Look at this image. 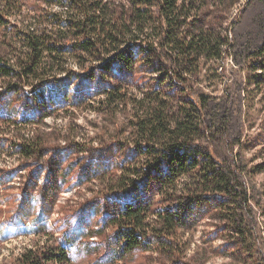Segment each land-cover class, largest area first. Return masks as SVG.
<instances>
[{"label":"trees","instance_id":"1","mask_svg":"<svg viewBox=\"0 0 264 264\" xmlns=\"http://www.w3.org/2000/svg\"><path fill=\"white\" fill-rule=\"evenodd\" d=\"M209 8L208 0H0V78L8 80V91L27 86L33 95L40 94L81 74L89 77V91L97 96L89 101L80 90L55 93L57 101L49 95L48 112L2 120L14 128L20 123L38 128L47 126L44 119L55 110L70 115L83 108L113 118V130L101 131L116 133L108 145L94 148L76 141L72 125L40 136L35 131L31 138L19 135L11 145L20 159L47 156L49 169L57 168L48 192L61 190L67 180L70 189L100 182L112 207L104 209L98 228L91 231L107 244L99 264L133 260L152 249L178 254L174 242L179 230L198 221L190 223L194 208L196 217L213 209L220 220L239 222L233 224L237 242L246 240L244 213L250 198L241 175L209 146L197 144L206 136L204 112L211 97L195 91L189 78L198 77L208 61L223 73L230 47L221 17ZM248 58L255 71L252 86L261 93L264 46ZM143 71L161 76L136 78ZM82 153L91 154L87 164ZM9 174L0 175L5 196L0 206L7 207L0 209V218L11 229L30 224L28 232L35 236L12 264H75L71 250L79 238L60 227L48 228L47 194L35 201L41 200L40 216L26 220V200L35 198L36 185L30 178L18 196H7L3 186ZM17 197L20 204L10 210Z\"/></svg>","mask_w":264,"mask_h":264},{"label":"rangeland","instance_id":"2","mask_svg":"<svg viewBox=\"0 0 264 264\" xmlns=\"http://www.w3.org/2000/svg\"><path fill=\"white\" fill-rule=\"evenodd\" d=\"M208 3L209 11L221 17L222 34L229 35L230 47L223 64V73L215 61H208L205 70L198 77L189 78V85L195 91H203L211 97L204 112L206 136L203 134L197 144L209 146L219 160L227 162L241 175L240 179L250 198L244 213L247 219L244 224L246 240L242 244L237 242L240 235L236 233L233 224L236 227L239 222L222 221L213 209L196 217L198 210L194 208L190 223L198 221L189 229L179 230L174 242L178 254L161 255L159 251L152 249L145 254L132 256L133 260L125 257L107 264H264V86L261 93H257V89L252 86L251 78L255 71L250 68L248 58V55L264 46V0H208ZM76 71L82 73L81 70ZM141 76L150 78L161 74L143 71L136 78ZM7 85L8 80L0 78V175L10 173L3 186L6 195L18 196L20 188L31 178L36 185L33 192L35 198L26 200L29 208L25 213L26 220L29 219L28 215L32 219L40 216L41 200L35 201L40 199L41 193L47 194V209L50 210V219L46 222L48 228H56L57 231L60 227L59 231L79 238L71 250L75 264H81L80 261L83 264H99L100 258L108 253L105 251L107 244L105 240L92 236L91 231L98 228L97 222L106 214L104 209L112 207V200L105 197L100 182L93 180L70 189L71 182L67 180L61 190L48 192L57 168L49 169L47 156L37 160H22L14 153L11 145L19 135L31 138L35 131L40 136L65 125L74 126L78 134L76 141L94 148L101 144L108 145L114 141L112 138L116 133L113 131L103 135L101 131L113 130L114 127L109 126L112 125L113 118L85 111L84 108L70 115L61 109L51 112L44 119L47 126L34 128L30 124L20 123L14 128L8 126L2 118L9 115L16 118L38 117L51 109L49 95L73 94L80 90L89 101H95L97 96L96 92L89 91L92 90L89 88L92 85L89 77L81 74H72L63 82L57 83V87L35 95L27 86L15 92L8 91ZM62 85L65 86L62 88ZM43 98L45 101H42ZM55 100L57 101L56 96ZM55 100L53 98V104L57 103ZM118 121L121 120L118 118ZM70 135L67 138L73 139V134ZM81 155L82 163L87 164L91 154ZM65 165L60 168L59 174ZM239 188H242V184ZM3 199L4 193L0 196L2 203ZM19 201L20 198L17 197L9 205L10 210L14 211L20 204ZM0 207L7 210L5 206ZM0 219V264H12L13 257L30 245L35 236L28 232L30 224L17 230L5 225L4 216ZM76 246L79 247L78 250ZM107 260L106 258L104 261Z\"/></svg>","mask_w":264,"mask_h":264}]
</instances>
